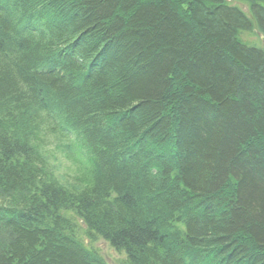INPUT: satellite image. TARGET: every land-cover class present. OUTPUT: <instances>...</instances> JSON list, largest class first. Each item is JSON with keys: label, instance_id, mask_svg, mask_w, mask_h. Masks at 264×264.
<instances>
[{"label": "trees", "instance_id": "1", "mask_svg": "<svg viewBox=\"0 0 264 264\" xmlns=\"http://www.w3.org/2000/svg\"><path fill=\"white\" fill-rule=\"evenodd\" d=\"M261 36L264 0H0V264H108L80 223L128 264H264Z\"/></svg>", "mask_w": 264, "mask_h": 264}, {"label": "rangeland", "instance_id": "2", "mask_svg": "<svg viewBox=\"0 0 264 264\" xmlns=\"http://www.w3.org/2000/svg\"><path fill=\"white\" fill-rule=\"evenodd\" d=\"M244 11H247L246 8H242ZM251 42L253 45L264 47V39L259 40L256 37H249L246 40ZM43 150V156L45 158V166L48 168V173L51 175L55 181H59L61 185L67 188H75L77 186V180L81 179V174L79 175L76 167L66 160L63 156L58 153H53L50 149H39ZM79 175V176H78ZM85 226L79 224L78 231L80 232V238L88 244V247L99 253L102 258H104L109 264H128L127 257L124 253H119L112 249V247L105 241L99 240L97 242L90 243L86 239L85 235Z\"/></svg>", "mask_w": 264, "mask_h": 264}, {"label": "bare ground", "instance_id": "3", "mask_svg": "<svg viewBox=\"0 0 264 264\" xmlns=\"http://www.w3.org/2000/svg\"><path fill=\"white\" fill-rule=\"evenodd\" d=\"M245 36H249V35H245ZM172 224V225H171ZM170 225H168V227H167V231H168V233H174L173 231H175L176 230V227H178L177 225H175V224H173V223H171ZM66 232L67 233H69V234H72L73 233V230L71 231V229L69 228V227H67L66 228Z\"/></svg>", "mask_w": 264, "mask_h": 264}]
</instances>
